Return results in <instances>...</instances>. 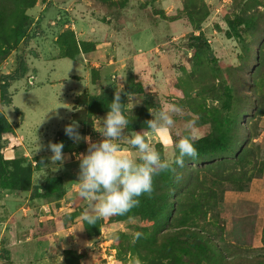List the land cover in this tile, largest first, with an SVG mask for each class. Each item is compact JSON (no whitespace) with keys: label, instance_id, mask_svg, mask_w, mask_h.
<instances>
[{"label":"rangeland","instance_id":"374dc122","mask_svg":"<svg viewBox=\"0 0 264 264\" xmlns=\"http://www.w3.org/2000/svg\"><path fill=\"white\" fill-rule=\"evenodd\" d=\"M29 1L32 0H23L22 7ZM32 5L26 7V44L21 42L4 53L1 49L5 41L12 39V30L7 28L0 33V74L12 72L19 57L27 64L25 77L9 88L12 104L5 106L0 102V111L14 130L2 137L0 155L5 160H22L24 166L30 167L34 183L28 192L11 194L0 189V264H61L52 252L56 247L50 239L37 249V240L53 238L55 231L64 234L56 237L69 238L72 243L59 251L66 264L75 261L77 255L103 264L112 259L113 264H172L163 256L162 233L168 226L151 228L139 216L114 220L112 215L102 217L99 226L88 224L89 233L94 235L89 237L82 218L69 216L77 203L87 208L77 193L73 200L68 196L60 202L52 201L49 207L45 204L51 201L36 198L34 187L64 170L41 164L42 158L45 164L49 163L50 151L45 146L37 150L38 146L27 143L21 134L34 143L37 136L46 145L49 140L56 142V135L65 124L88 120L87 109L78 110L75 104L81 102L77 96L86 91H115L120 84L124 92L127 79L135 76L143 84L144 94L126 97L129 121H139L145 114L151 119L149 111L155 112L167 103L182 108L179 114H173L175 124L168 133L146 134L162 156L170 157L176 133L189 131L185 128L187 120L194 121L190 130L193 142L209 132L210 125L203 123L205 115L221 105L227 85L251 95L256 91L264 99V65L259 85L256 87L254 82L257 54L264 52V0H34ZM11 12L10 9L8 14ZM236 18L256 22L255 28L243 33L251 48L249 65L241 61L239 38L228 36L230 23ZM9 23L16 25L17 19L12 18ZM243 27L242 24L239 29ZM69 31L75 33L78 41L91 43L94 49L79 53L73 60L63 57L67 46H62L60 36ZM69 50L71 54L77 51L72 40ZM86 71L91 73L94 87L83 78ZM242 124L251 133H261L259 118L244 116ZM81 131L88 134V127L84 125ZM63 153L67 156L64 163L78 166L75 155L79 150ZM257 154L263 157L262 148ZM45 209L49 219L42 216ZM215 215L225 224L228 241L234 239L232 229L237 228L247 233L249 244L260 245L255 237L254 205L221 201ZM136 231L142 235L133 240ZM14 246L25 252L19 254L17 261ZM240 256L228 255L222 263L244 264L238 259ZM211 263L219 264L217 260Z\"/></svg>","mask_w":264,"mask_h":264},{"label":"trees","instance_id":"16d2710c","mask_svg":"<svg viewBox=\"0 0 264 264\" xmlns=\"http://www.w3.org/2000/svg\"><path fill=\"white\" fill-rule=\"evenodd\" d=\"M11 1L12 4L8 6ZM33 1L22 7L23 0H0V33L7 28L12 30V33L9 32L12 39L5 41L3 45L5 48L1 49L4 53L21 42L26 44V25L29 20L26 7L31 8L34 5H32ZM10 9L12 12L8 14ZM12 18L17 19L16 25H10L9 21ZM235 20L230 23L228 36L239 38L244 56H241V61L243 59V63L249 65L251 48L245 42L243 33L255 28L256 22L241 18ZM242 24L243 29H239ZM199 36H203V33ZM75 38L73 31L61 34L62 46H67V53L63 57L73 60L79 53L94 49L91 43L78 41ZM71 40L77 46L74 54L69 50ZM257 63L254 75L256 87L261 78V65H264V52L261 50L257 54ZM26 73L27 64L23 57H19L17 66L12 72L0 74L2 105L12 104L9 88L13 82L23 79ZM245 85H249V82L245 81ZM225 89L226 95L221 100V105L205 115L203 123L210 125L209 132L193 142L197 150L196 158H185L184 166L176 167L175 173L166 171L154 177L153 191L150 195L142 194L138 206L131 208L124 215L114 216V220L139 216L150 223L151 228L168 226V229L162 233V246L165 249L163 256L172 264H212L214 260L223 264L222 261L226 262L227 256L232 254L242 255L243 257L240 256L238 259L244 264H264V221L260 245H255L249 244L246 239L247 233L237 228L232 229L234 239L228 241L225 224L215 215L218 204L223 201L224 193L227 190H247L252 179L262 175L264 163L263 157L257 154L261 146L254 141L259 134L251 133L250 129L242 124L244 116L249 115L252 120L257 118L261 120L264 117L262 95L256 91L252 95L242 90L237 92L234 87L228 85ZM113 93L114 90L102 89L98 94L86 91L76 97V100L81 98L79 104L75 101L78 110L86 108L88 112L87 121L78 120L82 126L88 127V134H93L95 116L105 115ZM138 94H144L143 84L135 76H130L126 81L124 92H121V102L125 103V115L126 97ZM147 119H149L148 114H145L139 121H129L125 131L131 133L133 130L142 129L146 136L149 130L144 121ZM12 131L14 130L11 123L0 111V141L4 135ZM177 174L179 179L176 178ZM33 184L30 167L24 166L22 160H5L0 155L1 190L10 193L28 192ZM226 185L229 188H226ZM34 192L36 198L53 201L63 198L66 187L60 176H48L39 186L34 187ZM82 206L79 203L74 205L69 215L71 219L81 216V212L85 209ZM213 211L214 215H212ZM102 220V217L98 218L95 224L101 225ZM253 220L255 221V217ZM84 225L87 226L88 236H94L89 233L88 223L84 222ZM88 262V259L77 255L75 261L67 264H88Z\"/></svg>","mask_w":264,"mask_h":264},{"label":"clouds","instance_id":"9594fccd","mask_svg":"<svg viewBox=\"0 0 264 264\" xmlns=\"http://www.w3.org/2000/svg\"><path fill=\"white\" fill-rule=\"evenodd\" d=\"M123 85L115 88L113 97L107 105L105 115L96 117L93 129L102 137L92 140L90 136H81L77 131L79 124L71 120L64 125L63 131L73 142L81 139L87 144L83 153H77L78 160L77 179L74 187L77 194L87 203V208L81 212L84 222L92 225L100 217L124 215L131 208L139 205L142 194L150 195L153 191L154 177L162 172H176V167H183L185 158L195 159L197 150L193 143V134L190 131L194 121L185 122V133L177 132L170 157L162 156L144 134V130L125 131L129 123L124 114V104L121 102ZM182 108L174 103H167L155 112L149 111L151 119L144 121L147 130L151 133H168L174 126L173 114H179ZM37 150L43 145L37 136ZM132 150L128 153L123 145ZM62 141H48L47 148L51 155L45 164L55 167L56 170L63 166L66 154L62 152ZM177 179L179 175L177 174ZM141 232L133 234V240L139 238ZM137 264L139 262L137 261Z\"/></svg>","mask_w":264,"mask_h":264},{"label":"crops","instance_id":"0c3cea01","mask_svg":"<svg viewBox=\"0 0 264 264\" xmlns=\"http://www.w3.org/2000/svg\"><path fill=\"white\" fill-rule=\"evenodd\" d=\"M78 38H79V36H78ZM115 70H117V68H115ZM83 78H86L87 82H89V84H91L94 87V84H92V81H91L92 79H91V73L90 72L86 71ZM102 83H103V81H101V84ZM85 89H87V88H85ZM100 116H103V115H100ZM100 116H98V117H100ZM78 124H79V127H78L77 131H79V133L81 134L82 137L87 135V136H90L92 140H99L102 138L100 136V134L98 132H96L95 130H94V133L90 134V135L82 132L81 130H82L83 126L80 123H78ZM260 125H261L262 129H261V133H259V136L257 138L258 140L256 139L257 140L256 142H258L262 148V156H263V160H264V117L261 118ZM21 136L23 138H26L27 143L29 141L30 143L37 145L33 141H30V139H28V137H26L25 135L21 134ZM56 138H57V139H55L56 142L57 141L63 142L64 147L62 149V152H66L67 150H69V151L79 150L80 153H83L87 148V144L84 142L83 139H81L79 142L74 143L72 139H70L67 135H65L63 130L58 132V134L56 135ZM41 144L43 146H45V148L48 151H50L47 148L46 143L42 142ZM123 147L126 150H128L129 154H131L129 148L127 146H125V144L123 145ZM50 154H51V152H50ZM64 166H65V168H63ZM59 170H64V173H62V174L57 173L56 176H61L63 178L62 180L64 182V186L67 188H66V193H65L63 198L58 199V200L54 199L53 201L60 202V201H63L68 196L72 197V200H73L76 196V193H77V190L74 187V181L77 179L78 166L76 164L70 163L69 165H67L66 163H63V166L60 167ZM63 174H65L66 178H64ZM65 180H66V182H65ZM69 186H70V188H69ZM8 194L9 193L6 194V197ZM56 202H54V204ZM52 203L53 202L51 201V202L46 203L45 205L47 207H49L50 205H52ZM68 203H70V202H68ZM223 203L229 204V205L250 204V205L255 206V210H256V217H255L256 233H255V237H256V239H258V242H259L260 238H261V229H262V225H263V221H264V163H263L262 175L260 177L253 178L252 181L250 182V186L247 190H244V191L227 190L224 193ZM61 209H63V208H61ZM72 210H73V208H72ZM47 215H48V212L46 211V209H45V211L42 210V216L46 219H49L48 217H46ZM80 217L81 216H78L77 218H80ZM77 218H75V219H77ZM63 235L64 234H60V231L59 232L55 231V232H52V234H51V236H53V238L48 237L44 241H38L37 240V249H39V247L42 244H44L45 242H47L50 239L51 242L56 247L53 249V251L51 250L53 253H55V255L53 253L52 254L54 256L58 257L60 262H62L61 264H66L63 253L59 252V251H61V248L64 249V246H67V245L72 244V243H71V241H69V238H65V239L62 238L61 239L60 237H56V236H63ZM37 238H39V237H37ZM89 239H91V238H89ZM39 240H42V239L40 238ZM32 241H34V240H32ZM74 241H76V240H74ZM14 248L16 249V261H17L19 254L23 255L25 252L18 251V248L16 246H14ZM77 248H78V251L81 252L79 247H77ZM27 252H30V250ZM49 253H50V251L47 252V255ZM88 261H89L88 264H103V263L99 262V260L93 261L92 259H90ZM102 261H105V260L102 259ZM114 262L112 259V261H109V262L105 261L104 263L105 264H113ZM22 264H25V262L23 261Z\"/></svg>","mask_w":264,"mask_h":264}]
</instances>
